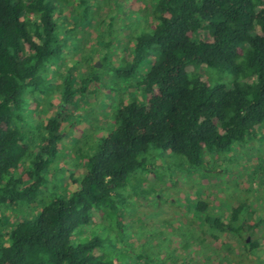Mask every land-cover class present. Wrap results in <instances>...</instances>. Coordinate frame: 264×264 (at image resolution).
Instances as JSON below:
<instances>
[{
    "label": "trees",
    "instance_id": "obj_1",
    "mask_svg": "<svg viewBox=\"0 0 264 264\" xmlns=\"http://www.w3.org/2000/svg\"><path fill=\"white\" fill-rule=\"evenodd\" d=\"M115 7L135 16L130 23L144 20L115 77L135 78L144 61L149 70L128 85L131 100L118 103L114 128L94 144L74 146L71 158L83 171L65 178L61 194L55 191L33 220L0 218V264H157L127 241L132 221L113 191L145 167L140 157L150 149L181 155L191 169L205 167L210 155L254 138L264 120V0H0V206L34 204L46 173L62 168L58 145L70 136L86 88L102 79L93 66L58 73L55 61L87 25L108 33L113 17L98 14L114 15ZM200 65L235 78L228 87L211 86L196 72ZM148 170L152 179L155 168ZM136 197L140 208L143 196ZM194 207L205 213V204ZM246 209L235 205L227 224L208 215L190 222L181 233L183 252L202 253L189 240H219L205 228L228 231L243 251L253 249L251 236L264 220L247 218ZM189 256L175 263L204 260Z\"/></svg>",
    "mask_w": 264,
    "mask_h": 264
},
{
    "label": "rangeland",
    "instance_id": "obj_2",
    "mask_svg": "<svg viewBox=\"0 0 264 264\" xmlns=\"http://www.w3.org/2000/svg\"><path fill=\"white\" fill-rule=\"evenodd\" d=\"M101 8L104 6L100 5L99 9ZM114 13L107 16L102 10L98 14L102 18L113 17L114 25L109 28L108 33L87 25L77 36L72 37L68 48L55 61L58 73L66 74L67 69L73 67L78 72L84 70L87 73V66H93L98 69L96 74L102 79L97 85L86 88L83 96L87 98L85 103L79 105L78 102L79 117L70 136L63 137L58 145L57 158L62 168L54 169V173H46L47 183L34 204L19 203L16 210L0 206V218L33 220L38 216L41 205L47 203L55 191L61 194L65 178L70 173L75 175L83 171L80 163H77L78 158H71L74 146L86 141L94 144L114 128L113 113L120 107L118 103L131 100L128 85L141 80L149 70L150 62L144 61L134 75L135 78L115 77V69L125 65L124 57L132 50L134 39L141 33L144 20L130 23L135 16H128L125 8L119 11L115 7ZM125 39L126 42L130 40L126 43ZM106 42L109 43L103 44ZM157 57L153 53L152 59ZM52 70L50 77L54 78L53 75L57 72L53 68ZM196 72L211 86L228 87L235 78L231 71L218 72L217 69L204 65L196 67ZM52 95V92L47 94L49 101ZM70 128L65 130L69 131ZM209 158V165L191 169L181 155L150 149L140 157L145 167L131 171L123 187L113 191L120 210L123 209V215L127 216L126 220L132 221L126 224L129 225L127 241L134 250L139 247L140 251L135 250L136 253L145 250L146 256L157 264H161V261L176 264V260L188 254L193 259H202L204 256L199 264H264V225L252 234L251 240H256L257 244L253 249L246 245L247 251L242 250L240 240L232 238L228 231L220 233L214 228L205 230L218 234L219 240L215 244L207 241L197 244L193 240L187 243L190 248H203L202 253L201 250L184 253L186 243L181 237L182 231L190 222L199 224L198 220L206 215L227 224L229 214L237 204L247 208V218L250 215L254 221L260 218L264 220V120L256 129L254 138L233 144L228 152L210 155ZM151 166L155 170L153 178L148 179V167ZM140 194L143 199L139 208L135 203L136 196ZM198 203L206 205L205 213L197 214L194 206ZM145 230L147 237L144 239L141 234ZM79 231L81 230L77 232ZM140 236L143 237V242Z\"/></svg>",
    "mask_w": 264,
    "mask_h": 264
}]
</instances>
